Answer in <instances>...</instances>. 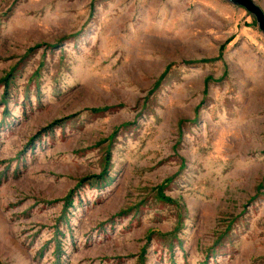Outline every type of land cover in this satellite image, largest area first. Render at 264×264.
Wrapping results in <instances>:
<instances>
[{
	"label": "rangeland",
	"instance_id": "1",
	"mask_svg": "<svg viewBox=\"0 0 264 264\" xmlns=\"http://www.w3.org/2000/svg\"><path fill=\"white\" fill-rule=\"evenodd\" d=\"M0 264H264L254 18L225 0H0Z\"/></svg>",
	"mask_w": 264,
	"mask_h": 264
},
{
	"label": "water",
	"instance_id": "2",
	"mask_svg": "<svg viewBox=\"0 0 264 264\" xmlns=\"http://www.w3.org/2000/svg\"><path fill=\"white\" fill-rule=\"evenodd\" d=\"M225 1L235 7L242 8L248 14H250L254 18L258 30L264 36V13L260 9V7L254 3L253 0H225Z\"/></svg>",
	"mask_w": 264,
	"mask_h": 264
},
{
	"label": "trees",
	"instance_id": "3",
	"mask_svg": "<svg viewBox=\"0 0 264 264\" xmlns=\"http://www.w3.org/2000/svg\"><path fill=\"white\" fill-rule=\"evenodd\" d=\"M66 119L68 118H64V119H60V120H56L50 124H48L46 127L42 128L41 130H39L35 135L34 137H38L40 134H44V133H48L50 131H52L53 129L55 128H58L61 126V124H63L64 121H66ZM100 176H92V178L94 179H98ZM103 177V176H102ZM88 178H84L83 180H80L78 183V185H81L82 183H84L85 181H88L87 180Z\"/></svg>",
	"mask_w": 264,
	"mask_h": 264
}]
</instances>
